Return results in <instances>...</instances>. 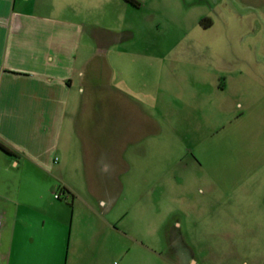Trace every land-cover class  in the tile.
<instances>
[{
    "label": "crops",
    "instance_id": "0c3cea01",
    "mask_svg": "<svg viewBox=\"0 0 264 264\" xmlns=\"http://www.w3.org/2000/svg\"><path fill=\"white\" fill-rule=\"evenodd\" d=\"M139 1L0 0V142L11 150L0 147V169L53 178L21 202L12 185L0 193V241H7L1 264H110V254L124 259L137 242L134 264H155V250L127 230L120 205L129 139L121 111L128 106L151 122L165 90L159 74L163 84L167 71L164 58L156 71L155 37L140 36ZM207 12L197 16L202 29L215 23L199 21ZM252 176L260 178L244 198L229 190L228 199L188 203L187 220L171 218L170 264H198L188 222L197 230L212 225L264 264V167ZM23 246L41 260L25 261Z\"/></svg>",
    "mask_w": 264,
    "mask_h": 264
},
{
    "label": "rangeland",
    "instance_id": "374dc122",
    "mask_svg": "<svg viewBox=\"0 0 264 264\" xmlns=\"http://www.w3.org/2000/svg\"><path fill=\"white\" fill-rule=\"evenodd\" d=\"M142 2L135 17L142 20L140 36L157 41L156 71L162 58L167 60L163 84L159 74V88L165 90L158 91L149 123L128 106L121 111L128 122L125 136L132 140L125 142L120 205L127 211V230L141 237L143 248L149 243L156 251L152 263L170 264L165 233L171 218H191L185 210L193 201L232 194L244 198L245 188L260 178L252 171L264 167V0ZM202 11L209 12L199 21L209 26L214 21L212 27L202 29L197 22ZM51 180L46 173L0 169V193L12 185L15 201L21 202L37 189L41 193V185L46 190ZM58 187L56 182L52 190ZM23 209L19 207V217ZM188 223L186 234L198 264H254V257H261L244 253L212 225L197 230ZM2 241L0 254L7 245ZM137 245L124 259L110 254V264L124 263L129 255L128 264H134ZM20 249L25 261L39 260L25 246Z\"/></svg>",
    "mask_w": 264,
    "mask_h": 264
},
{
    "label": "trees",
    "instance_id": "16d2710c",
    "mask_svg": "<svg viewBox=\"0 0 264 264\" xmlns=\"http://www.w3.org/2000/svg\"><path fill=\"white\" fill-rule=\"evenodd\" d=\"M127 1L131 2L134 5H139V3H140L139 0H127ZM0 147L7 152H11V150L2 142H0Z\"/></svg>",
    "mask_w": 264,
    "mask_h": 264
},
{
    "label": "built area",
    "instance_id": "2783aa9c",
    "mask_svg": "<svg viewBox=\"0 0 264 264\" xmlns=\"http://www.w3.org/2000/svg\"><path fill=\"white\" fill-rule=\"evenodd\" d=\"M55 196L59 197V192H55Z\"/></svg>",
    "mask_w": 264,
    "mask_h": 264
}]
</instances>
